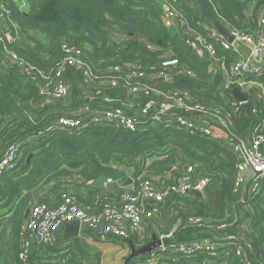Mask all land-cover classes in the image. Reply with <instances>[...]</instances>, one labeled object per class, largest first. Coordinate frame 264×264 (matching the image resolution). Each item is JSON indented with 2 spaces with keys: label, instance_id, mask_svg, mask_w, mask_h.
I'll use <instances>...</instances> for the list:
<instances>
[{
  "label": "trees",
  "instance_id": "trees-1",
  "mask_svg": "<svg viewBox=\"0 0 264 264\" xmlns=\"http://www.w3.org/2000/svg\"><path fill=\"white\" fill-rule=\"evenodd\" d=\"M25 2L26 13L14 1L0 0L1 11H8L13 21V25H8L10 38L4 46L18 61L34 69L27 75L3 58L0 51V157L15 144L19 145L20 154L15 169L0 177V264H5L10 252L14 264H22L18 251L24 216L33 204L55 207L66 194L89 208L90 213L99 212L106 204L118 203L129 188L118 189L113 196L90 185L100 178L122 181L128 172L132 180L155 177L157 185L169 192L162 203L145 207L150 216L145 214L143 231L130 236L127 243L141 249L150 242L149 231L154 226L158 236L174 230L162 240L168 248L200 239H210L214 244L211 252L158 250L156 264H199L205 260L245 264V258L250 264H264V177L258 180V190L248 196L242 208L234 193L235 166L241 162L234 144L237 139L248 143L255 128L256 134L264 133L257 123L264 116V100H254L252 91L246 103L234 106L237 102L233 90L224 87L223 71L210 73L208 60L184 42L180 30L166 27L159 0ZM263 6L264 0H181L178 9L200 34L204 35L205 26L212 27L208 21L212 19L228 31L253 35L258 30L257 18ZM7 17L4 15V20ZM63 44L82 52L89 77L75 68H66L61 79L69 87L68 96L54 101L42 91L56 81L55 74L64 59ZM216 50L224 59L225 68L237 59L231 52L219 47ZM166 58L177 59L192 75L151 82L154 92L139 98L123 88L130 66L148 72ZM115 67L120 72H113ZM258 82L264 85V75ZM175 91H187L201 103L229 111L230 135L221 140L204 136L198 130L176 125L172 115L163 117L159 124H153L148 115L143 120L146 124L135 132L115 124L88 123L85 128L69 129L58 123L61 118H72L86 124L94 113L111 107L131 113L151 99L160 100L157 92ZM105 99L112 102L105 103ZM254 109L256 114L252 113ZM84 110L80 116L69 115ZM187 166L195 168V177L208 179L202 198L193 194L180 197L172 191ZM194 218H201L202 225L188 224ZM244 219L247 229L242 231ZM220 225L227 230L219 231ZM233 235L244 237L243 258L235 256V246L227 239ZM219 236L223 240H215ZM75 240L66 249H42L44 257L36 253L31 264H100V252L84 250ZM248 243L251 251L246 248Z\"/></svg>",
  "mask_w": 264,
  "mask_h": 264
},
{
  "label": "built area",
  "instance_id": "built-area-1",
  "mask_svg": "<svg viewBox=\"0 0 264 264\" xmlns=\"http://www.w3.org/2000/svg\"><path fill=\"white\" fill-rule=\"evenodd\" d=\"M159 1L166 27H174L180 30V35L184 42L196 51L197 54L208 60L210 63V73L215 74L217 70H220V68L213 67L215 65L223 68L222 70L226 75V79L224 80L225 89L234 90L237 88L246 95L244 89L251 84L257 83L260 87V92L259 95H256V93L254 95L256 98L264 100V85L258 82L264 75V6L258 15L257 32L253 35H244L237 30H227L233 39V43L229 44L213 27L205 26L204 35L195 32L178 9L181 0ZM4 15L9 18V12L5 11L4 14L0 8V18H3ZM9 38L10 36L7 32L0 27V47L2 48L0 51L3 58H7L13 64H16L27 75L32 74L34 72L32 67L25 66L22 62L18 61L16 55L6 50L4 44ZM217 47L221 48L224 52H231L236 55V61L231 62L225 68L224 59L219 58L217 54ZM150 48L152 47L150 46ZM61 50L64 53V59L55 74L56 81L50 88L47 85L42 91V94L47 93L51 100L54 101L65 100L68 96L69 87L61 79L66 68H75L81 71L85 78L89 77V71L82 58V52L79 49L63 44ZM112 71L118 73L120 72V68L115 67ZM191 75V72L182 67L177 59L166 58L158 68H151L148 72L141 70L136 65L130 66L125 75L123 88L132 97L139 98L140 96H149L154 92L149 85L151 82H169L175 77H187ZM112 84L114 85L115 83ZM156 95L160 100L151 99L144 106L140 107L138 111L133 110L131 113H126L122 108L111 107L94 113L86 124L81 119L72 118H61L58 123L69 129L85 128L88 123L115 124L117 127L135 132L139 126L146 124L143 120L148 119V115H151L153 124H159L162 122L163 117L172 115L176 125L191 131L198 130L204 136L221 140L227 137L228 134L230 135L229 127L232 116L224 108L201 103L187 91H175L172 93L157 92ZM104 102L110 104L112 101L105 99ZM236 102L234 105L236 107L244 104ZM252 113L256 114L255 109L252 110ZM257 123H260L261 128L264 129V116L259 117ZM254 132L255 134L257 133V128L254 129ZM255 134L248 143L243 139H237L234 144V152L241 159V162L235 166L237 180L234 193L240 198L241 204L243 203V188L247 180L253 177V170L262 172L260 178L264 177V133ZM18 149L19 145L15 144L8 146L2 153L0 157V177L15 169L20 155ZM195 174V168L187 166L176 180L172 191L180 197H188L193 191L203 194L208 184V179L195 177ZM248 174H250L249 178ZM258 180L252 184L253 192H256L259 188ZM106 181L107 184L120 183L112 179H107ZM132 182L129 190L121 194L118 203L106 204L96 213H90L89 208L79 205L73 197L66 194L61 196L60 203L55 207H50L45 203L33 204L29 208L21 234L20 249L18 251L19 261L22 264H31V248L33 245L37 249L43 250L55 248L57 244V232L60 228L73 222H78L81 228L97 232L104 238L111 237L121 242H126L133 234L140 235L144 228L145 207L148 205L156 206L162 203L169 190L160 188L157 185V181L145 178L144 176H139ZM151 212L154 213L156 211L152 210ZM146 216H150V212ZM202 223L203 220L201 218L188 220V224L190 225L201 226ZM217 229L219 231L227 230L224 225L218 226ZM173 232L174 230L165 235H159L160 247L142 257L140 264H156V252L158 250L187 253L195 251L211 252L215 249L210 239L195 240L188 244H176L168 248L163 244L162 240L165 237L171 236ZM227 239L235 246V256L243 258L245 255V248L243 246L244 237L233 235ZM246 248L249 251L252 250L250 243L247 244ZM243 262L250 264L246 258ZM199 264L208 263L201 262Z\"/></svg>",
  "mask_w": 264,
  "mask_h": 264
},
{
  "label": "crops",
  "instance_id": "crops-1",
  "mask_svg": "<svg viewBox=\"0 0 264 264\" xmlns=\"http://www.w3.org/2000/svg\"><path fill=\"white\" fill-rule=\"evenodd\" d=\"M12 1H14L16 3V5L18 6L20 11H22L24 13L27 12L28 8H27V4H26L25 0H12ZM186 1H188L189 3H194V0H186ZM9 24L13 25V21L10 19V17L6 20H4V18H0V27L5 32H7V28H8ZM213 67H215L217 69L220 68V70L223 71L222 70L223 68L221 66L219 67V66L215 65ZM127 174H128V177H126L122 181H120V180L116 181V182H120L119 184H116V183L115 184L114 183L113 184H107V181H106L107 179L100 178V179L96 180L94 183H92L91 185L90 184L89 185L92 188H103L106 191L112 193L113 196H116L117 195L116 191L118 189H121L118 186L123 184L128 178L132 179V177L130 176V172H128ZM249 177H250V174H248V178ZM153 178H155V177H153ZM153 178H151V179H153ZM249 181H250V179L247 180V182L243 188V192H242L243 198H244L245 192H246L245 187ZM116 187H118V188H116ZM84 192H85V190L82 191V194H84ZM202 196H203V194H202ZM65 226L60 228V230L57 232V244H56L55 248L66 249L70 245V243L72 242L71 240L76 239L74 242H77L84 250L98 251L101 253L100 264H140L139 262H140L142 257H139L137 259L136 258L132 259L129 262L126 261L131 254V249H130L131 243L120 242V241L114 242L113 240H110L107 237L106 238L102 237L97 232L90 231L88 229L81 228V227H80L79 235L77 238L65 240L64 239ZM246 229H247V221L245 220V222L242 224L241 230L245 231ZM155 230L156 229L154 226H152L150 228V231H149L150 242L152 241L153 236H156L157 238L159 237L158 233ZM154 232H156V234ZM215 240L221 241V240H223V237L219 236ZM146 245L144 244V246H146ZM134 248L136 250L138 247H134ZM36 253H38L39 256L42 258L44 257L42 249H37V247L35 245H33L31 248V256L35 255ZM202 262H206L208 264H223V263H217V262L211 261V260H205ZM5 264H14L13 254L11 252H10V254L6 255Z\"/></svg>",
  "mask_w": 264,
  "mask_h": 264
},
{
  "label": "water",
  "instance_id": "water-1",
  "mask_svg": "<svg viewBox=\"0 0 264 264\" xmlns=\"http://www.w3.org/2000/svg\"><path fill=\"white\" fill-rule=\"evenodd\" d=\"M211 23V26L213 27V29L220 35L223 37V39L229 43L232 44L233 43V39L232 37L229 35L228 31L216 20H208ZM233 96L235 98L236 101L241 102V103H245L248 100V97L246 95H244L239 89H234L233 90ZM253 99L256 100V96L253 94ZM85 113L84 111H80V112H76V113H71L69 115L71 116H80L82 114ZM253 177L250 179V181L247 183L245 189V196L243 198V203L246 202L247 198L249 195H251L253 193V187L252 184L257 181L261 176H262V172H258L253 170ZM133 180L131 178H128L123 184L119 185L118 187L121 189H127L132 185ZM116 187V188H118ZM192 194L197 197V198H202V193L198 192V191H193ZM243 203L241 204V208L243 207ZM29 213V209L26 211L24 218L26 219ZM247 218V215L245 216V219ZM79 231H80V224L78 222H73L71 224H67L65 226L64 229V239L68 240V239H72V238H77L79 235ZM161 245L160 240L156 237L153 236L152 237V241L147 244L146 246L142 247L139 250H135V248L132 246V244L130 245V249H131V254L128 257V259L126 260L127 262H129L132 259H137L139 257H144L145 255L157 250Z\"/></svg>",
  "mask_w": 264,
  "mask_h": 264
},
{
  "label": "rangeland",
  "instance_id": "rangeland-1",
  "mask_svg": "<svg viewBox=\"0 0 264 264\" xmlns=\"http://www.w3.org/2000/svg\"><path fill=\"white\" fill-rule=\"evenodd\" d=\"M115 39L119 40L121 39L120 36H116L114 37ZM169 56V55H167ZM223 76L224 78L226 79V75H225V72L223 71ZM252 91H254L256 93V95H259V92H260V87L258 86L257 83L255 84H251L249 85L247 88L244 89V92L245 94L248 96L249 94H252ZM157 179V178H156ZM155 178H153V180L157 181Z\"/></svg>",
  "mask_w": 264,
  "mask_h": 264
}]
</instances>
